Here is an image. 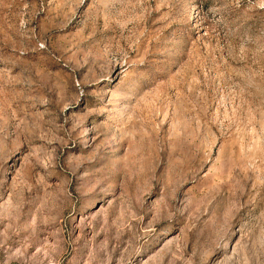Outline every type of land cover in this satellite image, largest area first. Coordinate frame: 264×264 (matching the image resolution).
<instances>
[{"label":"rangeland","instance_id":"1","mask_svg":"<svg viewBox=\"0 0 264 264\" xmlns=\"http://www.w3.org/2000/svg\"><path fill=\"white\" fill-rule=\"evenodd\" d=\"M0 257L264 264V0H0Z\"/></svg>","mask_w":264,"mask_h":264},{"label":"built area","instance_id":"2","mask_svg":"<svg viewBox=\"0 0 264 264\" xmlns=\"http://www.w3.org/2000/svg\"><path fill=\"white\" fill-rule=\"evenodd\" d=\"M0 264H40V263H35L33 261L30 260H13V261H7L6 259H4L3 257H0ZM47 264H56L53 262L47 263Z\"/></svg>","mask_w":264,"mask_h":264}]
</instances>
